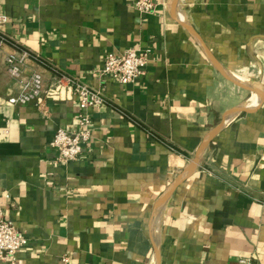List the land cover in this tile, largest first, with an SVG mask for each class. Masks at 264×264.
<instances>
[{"label": "crops", "instance_id": "obj_1", "mask_svg": "<svg viewBox=\"0 0 264 264\" xmlns=\"http://www.w3.org/2000/svg\"><path fill=\"white\" fill-rule=\"evenodd\" d=\"M136 1L0 0V213L29 240L17 264H264V0H154L153 15ZM130 49L149 53L141 79L100 77ZM21 51L24 76L104 88L78 160L52 145L75 98L8 103Z\"/></svg>", "mask_w": 264, "mask_h": 264}, {"label": "built area", "instance_id": "obj_2", "mask_svg": "<svg viewBox=\"0 0 264 264\" xmlns=\"http://www.w3.org/2000/svg\"><path fill=\"white\" fill-rule=\"evenodd\" d=\"M157 4L154 0H137L135 8L141 15H153L156 13ZM5 21L2 18V22ZM2 45L0 42V53ZM31 59L32 55L28 51L14 53L6 58L8 74L19 84V91L8 98V103L12 106L38 107L41 106L42 99L64 102L75 98L79 108L76 127L59 128L52 143L58 152L56 163L69 164L78 160L89 144L92 137V116L89 109L107 104L105 90L94 89L64 75L49 84L45 83L44 77L38 72L24 76L25 66ZM148 63V51L130 49L122 55L108 54L99 75L128 85L145 75ZM28 244L25 233L0 213V264H17L18 253Z\"/></svg>", "mask_w": 264, "mask_h": 264}, {"label": "water", "instance_id": "obj_3", "mask_svg": "<svg viewBox=\"0 0 264 264\" xmlns=\"http://www.w3.org/2000/svg\"><path fill=\"white\" fill-rule=\"evenodd\" d=\"M175 5H176V0H169V9L171 11H173L175 9ZM192 30V29H190ZM192 33L194 34L195 37H197V35L193 32L192 30ZM198 40L199 37H197ZM221 129V126L218 127L211 135V137L207 140L206 144L204 145V147H202V149L199 151V153L196 155V157L193 159L192 163L189 165L187 171H186V174L181 177L178 181H176L174 183V185L172 186V188L169 190V193L166 195L167 197L160 203V208L161 206L164 205V203L166 202V200L173 194V192L176 190V188L184 181L186 180L190 175L191 173L193 172V170L196 168V166L199 164L202 156L204 155V152L207 148V146L209 145V143L212 141V139L216 136V134L218 133V131ZM158 214L156 215V217H158ZM159 258V257H158Z\"/></svg>", "mask_w": 264, "mask_h": 264}]
</instances>
